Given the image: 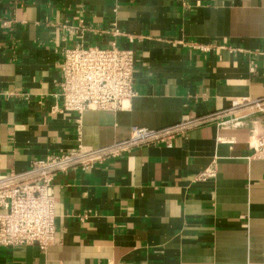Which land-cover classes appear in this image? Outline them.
I'll return each mask as SVG.
<instances>
[{
  "label": "crops",
  "instance_id": "1",
  "mask_svg": "<svg viewBox=\"0 0 264 264\" xmlns=\"http://www.w3.org/2000/svg\"><path fill=\"white\" fill-rule=\"evenodd\" d=\"M112 42L135 54V96L56 109L63 51ZM242 98L264 100V0H0V174L210 118L170 147L58 172L54 243L0 246V264H264V101Z\"/></svg>",
  "mask_w": 264,
  "mask_h": 264
},
{
  "label": "built area",
  "instance_id": "2",
  "mask_svg": "<svg viewBox=\"0 0 264 264\" xmlns=\"http://www.w3.org/2000/svg\"><path fill=\"white\" fill-rule=\"evenodd\" d=\"M134 69L133 50L120 48L115 42L105 48L81 44L67 48L63 51L60 80L55 93L60 103L55 108L78 115L88 109H122L135 96ZM262 101L242 98L234 100L233 106H259ZM208 121L209 116H200L159 129L136 127L127 139L109 146L92 148L78 144L65 152L33 160L22 171L10 170L0 174V246L36 245L44 251L54 243L55 198L52 182L58 172L70 168L88 170L96 163L119 157L145 144L161 143L170 147L174 137L182 136L189 129ZM253 157L264 160V129L255 139ZM215 176L212 164L197 178L208 180Z\"/></svg>",
  "mask_w": 264,
  "mask_h": 264
}]
</instances>
